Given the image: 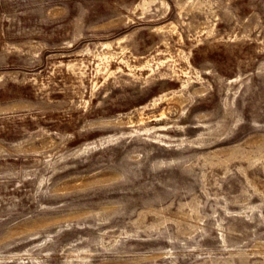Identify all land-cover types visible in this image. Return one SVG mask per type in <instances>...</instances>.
Here are the masks:
<instances>
[{
    "label": "rangeland",
    "instance_id": "374dc122",
    "mask_svg": "<svg viewBox=\"0 0 264 264\" xmlns=\"http://www.w3.org/2000/svg\"><path fill=\"white\" fill-rule=\"evenodd\" d=\"M0 264H264V0H0Z\"/></svg>",
    "mask_w": 264,
    "mask_h": 264
}]
</instances>
